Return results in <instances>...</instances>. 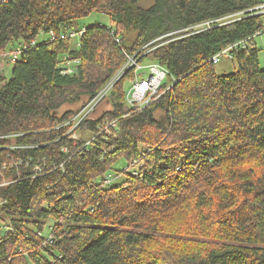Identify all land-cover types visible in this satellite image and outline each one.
Masks as SVG:
<instances>
[{"label":"trees","instance_id":"obj_1","mask_svg":"<svg viewBox=\"0 0 264 264\" xmlns=\"http://www.w3.org/2000/svg\"><path fill=\"white\" fill-rule=\"evenodd\" d=\"M260 3L0 0V264H264V69L252 42L232 73L211 62L264 28ZM92 13L109 26L83 27L78 46L58 38ZM147 51L140 62L168 72L160 92L172 86L129 108L130 71L112 108L69 132L126 56Z\"/></svg>","mask_w":264,"mask_h":264},{"label":"built area","instance_id":"obj_2","mask_svg":"<svg viewBox=\"0 0 264 264\" xmlns=\"http://www.w3.org/2000/svg\"><path fill=\"white\" fill-rule=\"evenodd\" d=\"M221 24L222 23L220 20L205 21L203 24H197L193 27L188 28L187 30L201 32L215 26L220 27ZM51 35L53 37L52 33ZM77 35L78 37H81L82 32H79ZM70 36H73V34H70ZM61 38H63V36ZM253 40H254L253 36H249L247 38H244L236 42L235 44L222 48L215 56L212 57L211 59L212 62L217 63L219 59L222 57L232 58L235 52H239L240 50L244 49L250 42H253ZM129 60L126 63V65L122 68L120 73L114 78V81L117 80L119 77H121L123 74H125L126 71L130 69V67H134L135 72H138L139 70L142 69V67L137 64L138 59L131 60L130 57ZM147 68H148V77L147 78H140V76L136 77L134 79L132 87L128 90L127 101L130 105L145 106L153 102L154 99L158 97V87L160 81L163 79L166 72L157 65H150ZM114 81L109 83L90 102L83 105L75 114V116L65 123L66 126L70 127L69 132L75 130V128L84 120L86 119L88 120L89 118H91V116L94 114L96 110L97 105L99 104V101H101L104 98V96L111 88Z\"/></svg>","mask_w":264,"mask_h":264},{"label":"rangeland","instance_id":"obj_3","mask_svg":"<svg viewBox=\"0 0 264 264\" xmlns=\"http://www.w3.org/2000/svg\"><path fill=\"white\" fill-rule=\"evenodd\" d=\"M146 7H148L150 5L149 1L146 2L144 4ZM240 16L237 15L236 19L239 18ZM109 19H107L104 15L98 14V13H92L89 16L82 18L80 20L77 21L75 29L74 30H80L83 27H87L93 24H101V25H106L109 26ZM262 22L264 23V18H262ZM199 23V24H203ZM262 32H264V28L261 30ZM45 37L41 36L37 39L38 42H41L42 40H44ZM77 41L78 39H72L71 40V45L72 46H77ZM253 44L255 46V48H257L258 51V63H259V67L264 69V33L258 37H255V39L253 40ZM148 63H150L149 59L148 60H144L142 62V66L148 65ZM74 67V65H72ZM71 67V68H73ZM10 69H11V64L7 61V60H3L0 63V74H2V76L8 77L10 75ZM74 69V68H73ZM237 69V64L236 62L232 59H221L220 62L218 64H216L214 66V70L216 75H227L229 73H232L233 71H235ZM125 87H126V83H125ZM111 93V92H110ZM109 95H107L106 100L103 101V103L101 104V106L99 107V109L97 111L94 112V114L91 116V118L95 117V116H100L102 113H104L107 110H110L112 108V105L109 101ZM81 104H76L74 106H62L59 109V113L62 114L64 111L66 110H75L76 108L80 107ZM76 134L78 136L81 135L80 139H84V140H88L89 136H87V138H85L83 135H86L85 132H81L80 130L76 131ZM78 136L72 137V139L74 140L75 138H78ZM126 167V164L123 160H120L116 167L115 170L121 169L122 167ZM121 180V179H120Z\"/></svg>","mask_w":264,"mask_h":264},{"label":"bare ground","instance_id":"obj_4","mask_svg":"<svg viewBox=\"0 0 264 264\" xmlns=\"http://www.w3.org/2000/svg\"><path fill=\"white\" fill-rule=\"evenodd\" d=\"M251 11H254L255 12V14H264V0H261V3L258 5V6H256L255 8H253ZM240 14L241 13H239V14H233V15H229V16H225V17H223V18H220V19H216V20H220L221 21V25H224V24H227V23H230V22H232V21H235V20H237V19H239V18H237L236 19V17H237V15H239L240 16ZM83 31H84V29L82 28V29H80V30H70L69 32H66V33H62V34H60L59 36H58V38L60 39V40H66V39H69V40H72V39H78V41H77V46L79 45V41H80V39L82 38V36H83ZM79 32H82V35H81V37H78V33ZM195 32V31H194ZM51 33L53 34V37H52V35H51ZM264 32H262V31H257V32H255L253 35H251V36H253V39H255V37H258V36H260V35H262ZM70 34H73V36H70ZM63 36V38H61ZM48 38H49V40H51V41H53V40H55L56 39V35L53 33V32H50L49 33V36H48ZM253 43V42H252ZM31 44H34V42H31ZM254 45V44H253ZM142 49H144V47L142 48ZM19 50H20V48H17L16 50H15V52H13L12 53V59H11V61H13L14 59H15V57L18 55V53H19ZM149 51H147V52H144V53H135V54H133L132 56H126V58L127 59H125L126 61H125V64L120 68V70L111 78V80L110 81H108L104 86H102V88L98 91V93L100 92V91H102L109 83H111L112 81H114V78L120 73V71L122 70V68L126 65V63L128 62V60L130 59V57H131V60H136V59H138L137 60V64L139 65V66H141L142 67V69L141 70H139L138 72H135V68L134 67H130V69L129 70H127L126 71V73H129L130 71L132 72V79L131 80H127L126 81V87L124 88V97H125V101H126V103H127V106L129 107V108H132V109H136V110H140L141 111V109H143V108H145V107H147V106H149L150 104H152L153 102H155L156 101V99H158L159 98V96L163 93V92H165L168 88H170L172 85H170V86H168L167 87V89L166 90H164V91H162V92H160V86H161V84L163 83V80L168 76V72H166V70H165V72H166V74H165V76L163 77V79L160 81V84H159V87H158V97L156 98V99H154V101L153 102H151V103H149L148 105H145V106H137V105H130L129 103H128V101H127V93H128V90L132 87V84H133V82H134V79L136 78V77H139L140 76V78H147L148 77V66H150V65H157V64H155V63H148V65H145V66H142V63L140 62V59L143 57V56H145L147 53H148ZM135 56V57H134ZM215 56V55H214ZM234 56V55H233ZM136 58V59H135ZM225 57H222V58H220L219 59V62H220V60L221 59H224ZM212 59V58H211ZM225 59H230V60H232V59H234V57H232V58H225ZM130 61V60H129ZM211 62H212V60H211ZM78 62L77 61H70V62H66L64 65H65V67L68 69V72L70 73V74H72L73 72H74V67L72 66V65H76ZM157 66H159V65H157ZM71 67H73V68H71ZM160 67V66H159ZM162 68V67H161ZM163 69V68H162ZM164 70V69H163ZM125 73V74H126ZM125 74H123L121 77H119L117 80H115L114 82H113V84H112V86H111V88L108 90V92L106 93V95L104 96V98L101 100V101H99V104L97 105V107H96V110L95 111H97L98 109H99V107L101 106V104L103 103V101H105L106 100V97H107V95L108 94H110V92L113 90V86L115 85V83L120 79V78H122ZM98 93L96 94V95H98ZM92 100V99H91ZM90 100V101H91ZM89 101V102H90ZM88 103V102H87ZM86 103V104H87ZM98 108V109H97ZM108 111V110H107ZM115 124H117V120L116 119H113V120H111V121H106V126H104L105 127V130L107 129V128H110V127H112L113 125H115ZM109 133H111V131H109Z\"/></svg>","mask_w":264,"mask_h":264}]
</instances>
